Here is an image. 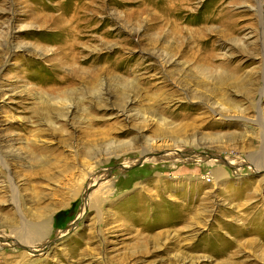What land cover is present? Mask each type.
I'll use <instances>...</instances> for the list:
<instances>
[{
    "label": "rangeland",
    "instance_id": "374dc122",
    "mask_svg": "<svg viewBox=\"0 0 264 264\" xmlns=\"http://www.w3.org/2000/svg\"><path fill=\"white\" fill-rule=\"evenodd\" d=\"M0 264H264V0H0Z\"/></svg>",
    "mask_w": 264,
    "mask_h": 264
},
{
    "label": "bare ground",
    "instance_id": "6f19581e",
    "mask_svg": "<svg viewBox=\"0 0 264 264\" xmlns=\"http://www.w3.org/2000/svg\"><path fill=\"white\" fill-rule=\"evenodd\" d=\"M159 131H163V128H160L159 129ZM164 133V132H163ZM163 133H161V134H163ZM165 134V133H164ZM116 147L115 148H118V147H122V145H115ZM34 156V155H33ZM38 158V157H37ZM41 160V163L43 164V165H47L48 164V162H47V160L46 159H43V158H40ZM43 159V160H42ZM75 193L74 194H77V192L79 191V184H78V187H76L75 188ZM45 221V220H44ZM43 221V222H44ZM40 225H44L45 226V224H43L42 222H41V224ZM40 225L39 226H37V227H39V230H41V229H44V228H40ZM43 226V227H44ZM38 230V229H37ZM45 230V229H44ZM37 232H40V231H37ZM43 232V231H42Z\"/></svg>",
    "mask_w": 264,
    "mask_h": 264
}]
</instances>
